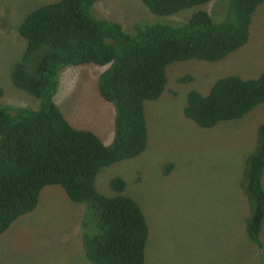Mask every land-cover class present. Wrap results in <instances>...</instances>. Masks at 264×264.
Here are the masks:
<instances>
[{"label": "trees", "instance_id": "1", "mask_svg": "<svg viewBox=\"0 0 264 264\" xmlns=\"http://www.w3.org/2000/svg\"><path fill=\"white\" fill-rule=\"evenodd\" d=\"M97 1L41 5L16 29L24 49L9 79L38 104L36 109L0 104V235L35 209L44 187L58 186L70 202L83 205L80 240L88 263L143 264L148 228L139 207L122 195V179H111L108 187L114 195L104 197L94 189L95 177L100 169L145 149L142 104L163 92L165 68L189 60L213 63L237 51L247 42L252 14L264 0H227L226 16L218 23L199 10L181 24L135 23L131 34L95 17L91 9ZM139 1L151 15L169 17L213 0ZM82 65L104 68L95 89L113 108L108 146L92 132L70 126L53 102L58 73ZM2 94L0 88V98ZM263 103L264 63L254 79L230 75L215 80L205 95L188 91L181 113L198 128L209 129L239 120ZM263 168L264 123L256 129V144L245 156L241 175L244 200L250 203L244 235L258 251L257 264H262L258 235L264 217Z\"/></svg>", "mask_w": 264, "mask_h": 264}, {"label": "rangeland", "instance_id": "2", "mask_svg": "<svg viewBox=\"0 0 264 264\" xmlns=\"http://www.w3.org/2000/svg\"><path fill=\"white\" fill-rule=\"evenodd\" d=\"M56 1L0 0L2 106L37 108V100L16 89L9 79L12 64L24 49L16 29L28 12ZM226 9L227 0H213L156 17L139 0H99L91 12L131 34L135 23L181 24L199 10L218 23ZM263 63L264 1L252 14L247 42L237 51L213 63L189 60L165 68L163 92L157 100L142 104L145 149L97 173L93 186L99 195L113 196L108 182L117 177L124 182L122 195L139 207L148 228L143 264H255L256 251L246 245L251 243L244 235L250 203L244 200L241 175L245 156L256 144V129L264 123V103L239 120L219 122L209 129L198 128L181 111L188 91L205 95L215 80L230 75L254 79ZM103 69L93 65L62 69L53 102L70 126L92 132L108 146L113 108L95 89ZM181 77L190 81L177 83ZM261 187L264 192V168ZM82 207L70 202L58 186L44 187L35 209L0 235V264H90L80 240ZM258 239L264 264V219Z\"/></svg>", "mask_w": 264, "mask_h": 264}, {"label": "crops", "instance_id": "3", "mask_svg": "<svg viewBox=\"0 0 264 264\" xmlns=\"http://www.w3.org/2000/svg\"><path fill=\"white\" fill-rule=\"evenodd\" d=\"M264 219V218H263ZM263 221V220H262ZM261 224H262V222H261ZM261 227V226H260ZM260 231V230H259ZM246 245H248V246H253L254 247V249H255V251H256V259H255V264H257V261H258V251H257V249H256V247L253 245V244H246Z\"/></svg>", "mask_w": 264, "mask_h": 264}]
</instances>
